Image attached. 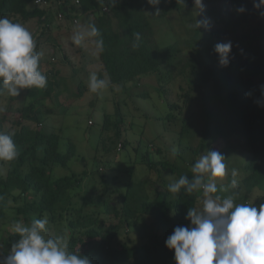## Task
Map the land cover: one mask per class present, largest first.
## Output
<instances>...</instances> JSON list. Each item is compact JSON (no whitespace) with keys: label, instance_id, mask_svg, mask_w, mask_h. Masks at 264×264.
I'll list each match as a JSON object with an SVG mask.
<instances>
[{"label":"trees","instance_id":"trees-1","mask_svg":"<svg viewBox=\"0 0 264 264\" xmlns=\"http://www.w3.org/2000/svg\"><path fill=\"white\" fill-rule=\"evenodd\" d=\"M36 1L0 0V17L22 24L38 19L40 33L32 36L36 51L42 53L39 69L49 63L43 57V50L46 44L53 42L46 26L51 14L56 21L70 25H77V18L83 17L89 30L92 25L99 30L98 36H92L93 44L109 85L130 92V88L142 85L143 79L153 77L159 97L166 99L170 93L173 95L171 85L178 82V99L169 104L165 117L180 123L183 132H192L193 144L199 138L196 147L193 146V158L202 156L217 140L241 138L249 154L247 175L242 180L243 203L251 204V194L256 189L264 190V7H255L256 0H222L223 12L214 20L216 28L196 26L189 29L187 43L192 49L189 54L175 45H159L142 0H76L75 3L72 0H42L47 4ZM170 1L171 5L165 10L195 8L194 0ZM241 6L246 9L243 13L237 11ZM135 33L140 34L139 41ZM100 39L102 47L96 43ZM228 41L233 45L230 64L222 67L214 48L217 43ZM134 44L138 46L133 47ZM54 47L62 49L55 43ZM59 73L53 69L47 72L44 88L22 89L16 97L6 91L0 94V131L11 135L18 151L16 159L0 160V231L15 219L27 220L29 216L59 222L73 210L78 189L91 175V172H72L65 177L54 176L57 167L69 170L77 156L74 142L65 139L61 132H47L42 128L41 119L57 107H50L44 99H58L60 94L55 89L59 87L56 80ZM138 95L146 98L150 93L144 90ZM194 105L201 107V116L197 117ZM127 129L118 103L114 114L104 115L96 162L108 165L118 157L129 144L124 137ZM142 157L145 164L147 156ZM149 164H161L164 170L171 166L169 162ZM191 169L185 168L183 176L192 178ZM168 186L163 179L153 182L146 178L140 184L130 183L120 206L110 200L102 202L96 198L99 195L85 199L86 204L93 201L91 206L101 203L104 215L110 220L86 214L81 208L79 215L68 223L71 229L69 251L87 256L91 264L175 262L174 250L166 247L165 241L175 227L192 226L186 218L188 210H199L203 199L202 190L187 193L181 189L171 193ZM260 203H264V199L257 197L252 205ZM10 210H14L15 217L11 218ZM147 217L152 218L149 226L154 230L152 234L141 235L139 240L122 237L132 244L119 242L123 230L126 231L123 236L128 235L132 226ZM18 239L19 235L10 231L0 248V256L10 254L12 244Z\"/></svg>","mask_w":264,"mask_h":264},{"label":"rangeland","instance_id":"rangeland-1","mask_svg":"<svg viewBox=\"0 0 264 264\" xmlns=\"http://www.w3.org/2000/svg\"><path fill=\"white\" fill-rule=\"evenodd\" d=\"M147 8L146 15L150 20L151 26L155 33V38L160 46L175 45L178 49H183L185 54H189L192 49L188 48L189 29L196 27V20L209 21V28L214 29L215 17L222 14V0H203L205 8L201 11L198 8L190 10L186 9H168L171 5L170 0H160L159 13H156L153 5L148 0H142ZM75 3L76 0H72ZM77 8L80 5H76ZM207 11V15L205 12ZM77 25H70L65 21H56L54 14H51L46 23L48 26L47 35H51L53 42L44 46L43 57L48 59L46 67H41L43 74L59 70L56 80L59 87L55 91L59 92L57 100L45 98L44 102L52 108L53 113L42 118V128L47 132H61L65 139H69L75 143L77 148V156L70 163V169L65 170L57 167L54 171L55 178L65 177L72 172L85 173L91 172L83 185L78 189L73 199V210H70L57 223L48 222L46 225L45 237H54L63 235L68 241L71 229L68 225L69 221L75 219L79 215L81 208L86 214H97L103 221L110 220L104 215V208L101 203H85V199L99 195V200H110L121 205V198L127 192L131 184H140L146 178L151 181L163 179L168 185L176 182L181 176L185 168L195 164L209 150L219 151L226 158V176L223 178H214L218 189L223 186L227 188L225 192H218L222 197L233 196L235 203H243L245 190L242 180L247 175L246 165L249 154L246 152L241 138L229 137L227 140H217L213 147L207 150L199 158L193 156V146L196 147L199 138L193 144L194 135L192 132H183L182 126L178 122L169 120L165 116L169 113V104L176 102L179 92L178 82L171 85L173 95L171 93L168 98L162 99L157 93L156 79L145 78L142 80L138 88L131 89L130 92L121 89L119 86L108 85L107 88L92 93L88 88L89 76L96 73L99 79L108 81L107 73H103L99 61L98 53L94 47V39L88 35L90 30L85 25L83 17L77 18ZM32 35L38 29V19H33L28 23L22 24ZM81 33L83 38L79 45L73 42V37ZM60 45L62 49L54 47ZM66 56V59H65ZM146 88V89H145ZM147 90L150 93L148 97H142L138 93ZM80 91L81 95H78ZM55 99V98H54ZM120 105L128 129L124 137L128 139L129 144L122 149L118 157L107 164L98 163L95 159L97 146L100 139V133L104 123L105 113L114 114L116 104ZM197 117L201 116V107L194 105ZM231 139V140H230ZM212 146V145H211ZM65 147V146H64ZM65 149V148H64ZM145 164L142 163L143 157ZM194 157V158H193ZM105 160L109 158H104ZM150 162H169V169L164 170L161 164L150 165ZM96 164H98L96 166ZM96 166V168H94ZM0 167L1 164H0ZM175 168V171L172 170ZM93 170V171H92ZM235 170L238 181L236 188L230 187L233 179L231 173ZM104 175V176H103ZM207 180V177H205ZM201 199L203 195L201 192ZM264 199V190L256 189L250 196L249 202L253 204L256 198ZM13 205V201H11ZM203 206L199 208L202 210ZM11 218L15 217L14 210H10ZM34 216H29L27 220H22L26 225H30ZM151 217L140 220L138 224L131 227L128 235L123 236L126 231H122L120 243L127 242L132 244L130 240H139L141 235H150L153 229L150 228ZM17 221L16 219L14 220ZM7 226L6 229L0 231V248L6 242V238L10 231H13V225ZM123 264V263H117ZM133 264V262L124 263ZM171 264H176L172 262Z\"/></svg>","mask_w":264,"mask_h":264},{"label":"clouds","instance_id":"clouds-1","mask_svg":"<svg viewBox=\"0 0 264 264\" xmlns=\"http://www.w3.org/2000/svg\"><path fill=\"white\" fill-rule=\"evenodd\" d=\"M148 3L155 6L160 0H148ZM194 5L201 11L205 8L203 0H194ZM255 7H264V0H256ZM159 11L157 8L156 13ZM237 11L243 13L246 9L241 6ZM196 26L208 28L209 21L196 20ZM88 35L98 36L99 30L92 25ZM134 35L139 41L140 34ZM82 38V34L77 33L73 42L79 45ZM96 43L102 47L103 40ZM232 47L231 41L215 45L214 51L219 54L222 67L230 64ZM41 56L42 53L36 51L32 34L24 26L0 17V94L6 91L16 97L20 96L22 89L46 87L47 77L39 69ZM108 85L109 81L99 79L96 73L90 74V92L97 93ZM17 156L11 135L0 131V160L12 161ZM225 160L219 151L209 150L192 166V178L181 176L168 186L171 193H178L181 189L187 193L202 190L203 195L202 210H188L186 218L192 226L175 227L165 241L166 247L174 250L176 264H264V203L259 206L235 203L233 196L217 194L227 191L223 186L218 189L214 179L226 176ZM231 175L230 187L236 188L237 172L233 170ZM47 224L46 217L33 219L30 225L15 222L13 228L19 239L12 244L10 254L0 256V264H91L87 256L69 251L63 235L46 238Z\"/></svg>","mask_w":264,"mask_h":264},{"label":"built area","instance_id":"built-area-1","mask_svg":"<svg viewBox=\"0 0 264 264\" xmlns=\"http://www.w3.org/2000/svg\"><path fill=\"white\" fill-rule=\"evenodd\" d=\"M36 3H37V4H42V3L47 4V2H43L42 0H37ZM77 3H79V1H77ZM58 17H59L60 19H62V18H63L62 13H59ZM75 23H77V21H75Z\"/></svg>","mask_w":264,"mask_h":264}]
</instances>
